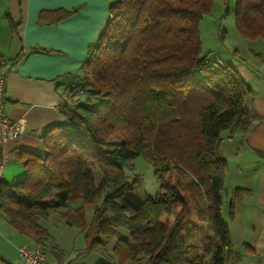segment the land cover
Masks as SVG:
<instances>
[{
  "label": "trees",
  "instance_id": "16d2710c",
  "mask_svg": "<svg viewBox=\"0 0 264 264\" xmlns=\"http://www.w3.org/2000/svg\"><path fill=\"white\" fill-rule=\"evenodd\" d=\"M233 2L238 33L264 39V0ZM211 3L114 0L108 6L82 76L73 81L85 94L75 97L73 82L66 89L60 111L68 126L45 129L41 150L25 153L23 176L0 181V213L9 224L41 247L48 234L40 221L80 200L72 210L78 220L68 211L62 216L85 232L86 253L104 246L94 231L116 238L119 264L240 260L221 214L226 161L218 146L223 130L246 132L254 114L247 102L251 89L238 70L214 66L202 54L199 21ZM94 96L103 105L92 107ZM115 133L121 138L111 148ZM138 156L155 168V197L139 195L126 180L124 169ZM245 193L234 189L231 215ZM88 203L95 210L86 229L79 214ZM106 256L104 264H114Z\"/></svg>",
  "mask_w": 264,
  "mask_h": 264
},
{
  "label": "crops",
  "instance_id": "0c3cea01",
  "mask_svg": "<svg viewBox=\"0 0 264 264\" xmlns=\"http://www.w3.org/2000/svg\"><path fill=\"white\" fill-rule=\"evenodd\" d=\"M110 4L111 0H0V60L14 61L5 69L3 113L25 123V131L0 146L9 156L4 181L23 176L25 153L41 150L45 129L65 125L60 107L66 103V89L82 76L81 64L105 26ZM250 81L247 102L254 114L252 123L246 132L236 130L230 136L227 130L218 146L226 161L221 214L232 251L240 255L236 264H264V77ZM236 188L246 193L231 215ZM223 205L228 206L226 214ZM22 245L40 246L0 213V264H28L18 256ZM95 252L86 255L91 261L78 264L108 263Z\"/></svg>",
  "mask_w": 264,
  "mask_h": 264
},
{
  "label": "rangeland",
  "instance_id": "374dc122",
  "mask_svg": "<svg viewBox=\"0 0 264 264\" xmlns=\"http://www.w3.org/2000/svg\"><path fill=\"white\" fill-rule=\"evenodd\" d=\"M112 2L114 1L111 0ZM233 7V0H212L208 12L203 14L199 21L201 50L212 65L228 64L233 66L251 87L252 77H264V39L260 37L248 39L238 33L235 27ZM89 102L92 107H100L104 103L99 96L90 97ZM64 126H68L67 118ZM226 132L227 129L223 130L220 136H224ZM119 134L115 133L110 137L109 147L112 148L119 143L121 138ZM131 165V168L124 169L127 182L135 187V192L139 195L155 197L159 192V180L155 175V168L142 156L133 159ZM95 175L98 182L100 179L98 170H95ZM79 202L80 200L69 202L68 207L57 212H50L46 220L40 221V225L48 234V240L41 245L45 263L56 264L59 259L64 258L61 263L78 264L84 260L91 261L93 259L89 257L90 254L86 256L88 254L86 253L85 232L76 226L65 224L62 216L64 212L68 211L71 218L78 220V217L72 214V210ZM224 209L226 214L228 206H225L223 211ZM94 210L95 205L88 203L83 206L82 214H79L86 229L91 225ZM91 234L104 244L101 250L95 252L98 257L107 258V253L114 259V264H119L118 260L114 258L113 247L116 238L103 239L94 231Z\"/></svg>",
  "mask_w": 264,
  "mask_h": 264
},
{
  "label": "built area",
  "instance_id": "2783aa9c",
  "mask_svg": "<svg viewBox=\"0 0 264 264\" xmlns=\"http://www.w3.org/2000/svg\"><path fill=\"white\" fill-rule=\"evenodd\" d=\"M11 61V63H10ZM0 60V146L8 139H12L25 131V123L22 119H11L3 113V103L5 100V69L9 68L12 60ZM76 96L85 94V91L79 87V83L73 82L69 85ZM69 92V90H68ZM9 163V156L3 148H0V181L3 179V168ZM18 256L28 264H46L44 262V253L41 247L30 248L22 245L18 248ZM65 264V263H59Z\"/></svg>",
  "mask_w": 264,
  "mask_h": 264
}]
</instances>
